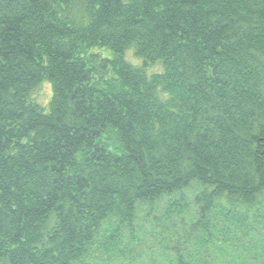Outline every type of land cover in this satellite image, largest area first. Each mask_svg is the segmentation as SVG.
<instances>
[{
	"label": "trees",
	"instance_id": "trees-1",
	"mask_svg": "<svg viewBox=\"0 0 264 264\" xmlns=\"http://www.w3.org/2000/svg\"><path fill=\"white\" fill-rule=\"evenodd\" d=\"M0 264H264V0H0Z\"/></svg>",
	"mask_w": 264,
	"mask_h": 264
},
{
	"label": "rangeland",
	"instance_id": "rangeland-1",
	"mask_svg": "<svg viewBox=\"0 0 264 264\" xmlns=\"http://www.w3.org/2000/svg\"><path fill=\"white\" fill-rule=\"evenodd\" d=\"M131 52V51H130ZM129 53V52H128ZM132 57L133 54L130 53V55L128 54V57L130 60H132ZM133 61V60H132ZM159 66L156 65L154 66L151 71H155V70H159ZM52 93V87H51V83L50 82H44L43 85L34 92V95L36 96V99L42 103H45L46 101H48V99L51 97L50 94ZM49 101L47 102L46 105H48ZM45 105V104H43ZM151 234V233H150ZM148 238L150 239L149 241V244H150V247L154 244H157L159 242V240L156 238H160L162 240H164L165 242H169L171 243L170 241V237H169V234H162V235H159L158 232H155L152 233V235H149ZM157 250H159L158 248H156Z\"/></svg>",
	"mask_w": 264,
	"mask_h": 264
}]
</instances>
